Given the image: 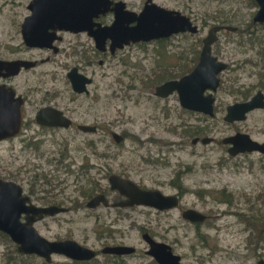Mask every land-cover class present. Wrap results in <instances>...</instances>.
Masks as SVG:
<instances>
[{
  "label": "rangeland",
  "instance_id": "1",
  "mask_svg": "<svg viewBox=\"0 0 264 264\" xmlns=\"http://www.w3.org/2000/svg\"><path fill=\"white\" fill-rule=\"evenodd\" d=\"M31 1L0 0V60L39 62L9 84L35 101L45 92L57 93L56 103L73 112L77 124L103 126L97 134L74 130L47 133L32 140L42 141L40 150L26 147L25 136L0 143V177L18 181L26 193L35 182L37 199H33L37 203L58 195L56 200L69 209L38 223L39 233L49 241L74 240L99 251V257L89 264L156 263L146 253V232L169 244L182 264H258L264 260V242L260 241L257 249L256 233L247 225L253 216L261 218L264 214V155L233 157L222 143L237 129L264 142V110L249 114L239 124L224 120L228 106L245 102L258 91L264 93V25L254 24L259 7L252 0H155L190 17L200 34L178 35L167 43L131 45L103 58L85 35L62 33L63 41L56 43L60 48L57 56L46 49H29L21 26L31 15ZM124 1L135 12L145 2ZM218 25L239 31H223L213 47V55L228 63L231 70L222 75L223 87L215 95L216 117L184 110L176 93L167 99L157 98V78L173 73L164 83L189 74L195 67L196 53L201 52V42ZM46 59L50 61L40 62ZM185 64L189 66L182 70ZM74 67L94 80L89 96H80L75 103L68 100L73 92L67 79ZM192 125L202 130L189 137L185 131ZM112 132L123 135L125 143L117 145ZM195 138H212L214 142L194 145ZM89 142L97 143V155ZM62 149L68 151L60 164ZM85 165L90 167L87 174ZM109 174L128 176L141 186L168 195L174 192V181H180L177 184L186 194L181 207L160 213L145 207L85 209L87 201L82 202L80 189L90 187L88 181L98 182L112 198ZM78 204L82 208L75 211ZM188 208L214 218L197 226L183 219ZM106 229L114 232L113 238L104 236ZM119 244L136 248V254L123 259L101 254L105 247ZM22 259L24 264H48L41 257H24L14 243L0 235V264H21ZM52 264L75 263L56 255Z\"/></svg>",
  "mask_w": 264,
  "mask_h": 264
},
{
  "label": "water",
  "instance_id": "2",
  "mask_svg": "<svg viewBox=\"0 0 264 264\" xmlns=\"http://www.w3.org/2000/svg\"><path fill=\"white\" fill-rule=\"evenodd\" d=\"M259 7L254 22L264 24V0H254ZM115 5V8L112 6ZM31 15L24 19L21 27L24 44L31 49H55V42L61 41L58 32H87L96 41L97 48L106 51L107 40H110L111 52L123 49L131 43L150 42L167 39L174 35L199 33V27L180 12L170 11L155 4H147L144 11L137 15L126 9L123 2L112 0H32L28 5ZM109 12H115L116 19L111 26H103L98 20ZM233 31L234 27L214 26L207 37L203 39L199 62L195 69L179 78L165 82L156 88V95L168 98L178 95L180 106L187 111L206 116H215V94L221 86L219 75L228 69V64L213 55V46L219 39V32ZM37 62L28 60H0V80L14 78L23 70L35 68ZM76 92L82 93L92 80L78 74L73 69L68 74ZM24 100L17 96L16 91L6 85H0V142L16 137L22 128ZM264 109V94L256 96L243 103H235L227 108L225 121L229 123L242 122L254 110ZM46 117L49 121L45 122ZM38 122L41 125L66 128L71 125L70 119L63 112L46 108L39 112ZM86 132H93L95 127H82ZM117 142L124 141V136L113 133ZM212 138H195L193 144L201 142L210 144ZM230 145L228 153L236 157L240 154L259 153L264 155V142L252 139L248 134H237L223 140ZM113 191H118L121 203L113 207L133 208L148 207L158 211H170L181 207L177 196L164 195L159 190H144L133 181L113 175L109 178ZM101 204L109 206L105 195L100 194L91 199L87 207L95 209ZM67 209L38 208L30 204V199L24 196L20 184L0 179V232L8 235L18 247L22 255H36L46 262H52L53 255L65 256L74 261L87 262L96 259L98 252L87 248L74 240L49 241L37 230L36 224L46 217H54L66 213ZM183 219L192 222H203L207 216L195 209L183 212ZM25 217V220H23ZM143 240L149 247L146 252L157 264H182V258L175 254L173 248L164 242L155 240L149 233L143 234ZM105 255H135L136 248L130 246H107L102 250ZM258 264H264L259 260Z\"/></svg>",
  "mask_w": 264,
  "mask_h": 264
},
{
  "label": "flooded vegetation",
  "instance_id": "3",
  "mask_svg": "<svg viewBox=\"0 0 264 264\" xmlns=\"http://www.w3.org/2000/svg\"><path fill=\"white\" fill-rule=\"evenodd\" d=\"M114 3H119V2H123V3H125L126 4V9L127 10H129V11H132V10H130L129 8H128V5H127V3L124 1V0H112ZM254 1V0H253ZM147 4H149V5H153V4H155V5H157V6H160L159 4H157L156 2H155V0H145V2H144V4H143V8L140 10V11H137V12H135V11H132V12H135L137 15H140L143 11H144V9H145V7H146V5ZM257 5V4H256ZM160 7H162V8H164V9H167V10H170V11H176V10H172V9H168V8H165V7H163V6H160ZM112 8H115V5H113L112 6ZM177 12V11H176ZM179 12V11H178ZM181 13V12H180ZM183 15H185V14H183ZM188 17V16H187ZM190 18V17H189ZM115 19H116V14H115V12H109V13H107L105 16H101L98 20H95V21H98V22H100L103 26H111L112 24H113V22L115 21ZM191 19V18H190ZM254 24H259V25H264V24H260V23H255L254 22ZM220 26H223V25H220ZM22 27V26H21ZM223 27H227V26H223ZM229 27H231V26H229ZM235 28V27H234ZM200 29V28H199ZM238 29V28H237ZM210 31V30H209ZM209 31H208V33H209ZM223 31H226V30H223ZM223 31H221V32H219V34L220 33H222ZM239 31V29L236 31V32H238ZM229 32H233V31H229ZM62 33H64V34H71V35H75V36H83V35H85V36H88L92 41H93V43H94V48L96 49V51H98V55H100V54H102V55H100V56H102L103 58H106V55L108 54V53H110V55H112V56H114L118 51H120V50H123V49H125L126 47H129V46H131V45H137V44H142V46H143V44L144 45H146V44H148V43H153V42H158V43H167V42H169V40L172 38V37H175V36H178V35H174V36H172V37H170V38H165V39H159V40H153V41H150V42H139V43H131L129 46H125L123 49H117V51L115 52V53H112L111 52V45H112V43H111V41L110 40H107V43H106V51H101V50H99L98 48H97V44H96V41H95V39L93 38V37H91L87 32H81V33H73V32H67V31H63V32H58V35L59 36H61V34ZM185 34H189V35H193V36H196V35H199L200 34V30H199V33H197V34H191V33H185ZM219 34H218V36H219ZM179 35H184V34H179ZM62 38V40L61 41H57V42H55L54 43V45L56 46V48H57V50H55V49H46L47 51H51L54 55H58V54H60V48L56 45V43H58V42H62L63 41V37H61ZM218 41H219V39H218ZM217 41V42H218ZM216 42V43H217ZM200 43V42H199ZM201 44H202V47H203V42H201ZM214 47V46H213ZM29 49H31V48H29ZM41 50H43V49H41ZM202 50V49H201ZM195 51H197V49L195 50ZM263 53H264V51H263ZM215 56V55H214ZM264 56V55H263ZM217 57V56H216ZM218 58V57H217ZM219 59V58H218ZM50 61V59H46L45 61H40V62H42V63H44V62H49ZM221 61V60H220ZM35 62H37V65H36V67L38 66V64H39V62L38 61H35ZM103 63V61H101L100 62V65ZM226 63V62H225ZM198 64V63H197ZM197 64L195 65V67L197 66ZM228 64V63H227ZM91 65V62L88 64V66H90ZM35 67V68H36ZM195 67L192 69V71L195 69ZM230 65L228 64V69L227 70H225L224 72H226V71H229L230 70ZM73 69H77V71H78V74H81V75H84L85 77H87L88 79H90V80H92V82L90 83V84H87L86 85V90H84L82 93H79V92H76L75 90H74V88H73V85H72V82H71V80L69 79V77H68V74L73 70ZM73 69H71L70 70V72L67 74V79H68V81H69V84H70V86H71V90H72V92H73V95L71 96L72 98H69L68 100L70 101V102H73V103H75L76 101H78L79 100V98H80V96H84V95H86V96H89V94H90V91H89V87L90 86H92L93 85V82H94V80L92 79V78H90V77H88L86 74H84L83 72H81V70H80V68H77V67H74ZM191 71V72H192ZM231 71V70H230ZM190 72V73H191ZM224 72L223 73H221L220 75H219V77L221 78V86L223 87V82L224 81H222V75L224 74ZM19 76V75H18ZM17 77V76H16ZM11 79L12 78H9V79H1L0 80V85H6V86H8V87H11V88H13L15 91H16V89L13 87V86H11L9 83H10V81H11ZM171 80H173V79H171ZM230 80V78H228V81ZM169 81V80H168ZM167 82V81H166ZM225 82H227V81H225ZM165 83V82H164ZM164 83H162V84H164ZM234 83H236V82H234ZM162 84H160V85H162ZM160 85H158V86H160ZM158 86H156L155 87V96L157 97V98H159V99H167V98H163V97H159V96H157L156 95V88L158 87ZM221 86H220V88H221ZM261 86H262V83H261ZM219 88V89H220ZM262 88H263V86H262ZM264 89V88H263ZM258 92H262V91H258ZM257 92V93H258ZM16 93H17V96H21L22 98H23V100H24V105H23V123H22V128H21V131H20V133L16 136V137H14V138H11V139H7V140H4V141H2L3 143L4 142H8V141H14V140H16L17 138H19L20 136H25V137H23V138H25L24 140H23V142H25V145H26V147H28V145L31 143V144H33V146L31 147V148H33L34 150H40V148H41V145H42V141H37V142H35V143H33V139H37L38 137H41V136H43V135H45V134H47V133H55V132H59V131H66V132H70V131H72V130H74V131H77L78 133H83V134H97V133H99V132H101V131H103L102 130V128H103V126L101 125V124H93V125H86V124H80V123H76V121H75V117L73 118V112H68V111H65V110H63L62 108H60L59 106H58V104L56 103V95H54V94H57V93H53V94H51V92H45V93H43L42 95H41V98L39 99V100H36L35 101V99H31L30 98V95H21V94H19L17 91H16ZM257 93L254 95V96H256L257 95ZM263 93V92H262ZM264 94V93H263ZM216 95V94H215ZM254 96H252L251 98H248V99H246V101H248L249 99H252ZM169 98V97H168ZM215 98H216V96H215ZM245 101V102H246ZM241 103H243V102H241ZM216 104V103H215ZM229 107V106H228ZM227 107V108H228ZM46 108H53V109H57V110H59V111H61V112H63V114L65 115V117H67L68 119H70V121H71V125L69 126V127H64V128H62V127H54V126H49V125H41L39 122H38V114H39V112L41 111V110H43V109H46ZM67 109H71V107H67ZM216 106H215V116L214 117H210V116H208V117H210V118H215L216 117ZM259 110H264V109H257V110H254L253 112H255V111H259ZM253 112H251V113H253ZM251 113H249V114H251ZM228 114V112H227V110H226V115ZM248 114V115H249ZM226 115H225V117H226ZM248 115H247V118H248ZM225 117H224V120H225ZM45 122H47V121H49V119H47L46 117H44V119H43ZM247 120V119H246ZM245 120V121H246ZM245 121H242V122H245ZM225 122H227V121H225ZM242 122H233V123H229V122H227V123H229V124H239V123H242ZM82 127H88V128H90V127H95L96 128V130L94 131V133L93 132H90V131H88V132H86L84 129H82ZM35 128V129H34ZM107 131V130H106ZM113 133H116V132H112V138L114 139V141H115V143L117 144V145H123L124 143H125V141H126V139H125V137H124V141H122V142H117L116 140H115V138L113 137ZM24 134H26V135H24ZM237 134H247V133H243V132H241L240 130H238L237 129V131H236V133L234 134V135H231V136H235V135H237ZM249 135V134H248ZM231 136H229V137H231ZM227 138V137H226ZM252 138V137H251ZM225 139V138H224ZM223 139V140H224ZM41 140V139H40ZM29 141V142H28ZM2 142H0V143H2ZM214 142V140L211 142V143H213ZM258 142V141H257ZM28 143V144H27ZM193 143V142H192ZM199 143V142H198ZM197 143V144H198ZM222 143H223V141H222ZM261 143V142H260ZM263 143V142H262ZM196 144V145H197ZM224 144V143H223ZM93 145H94V149L93 148H91V147H89L90 149H92L93 150V152H94V154L95 155H97L98 153H97V143H95V142H93ZM225 145V144H224ZM225 146H228V150H229V148H230V145H225ZM67 149H62L60 152V155H61V158H59V159H61V161L63 160L64 161V158L66 157L65 156V154L67 153ZM59 159H57V160H59ZM147 161V160H146ZM148 161H150V160H148ZM158 161H160V160H158ZM59 163H60V161H59ZM60 164H63V163H60ZM113 175H116V174H109V177H108V179L111 177V176H113ZM117 176H120V177H122V178H124V179H128V180H131L128 176H122V175H117ZM0 179H2L3 181H12V182H15V183H17V184H20V183H18V181H15V180H13V179H9V178H3V177H0ZM131 181H133V180H131ZM135 184H137L139 187H141L142 189H144V190H159V191H161L162 192V190H160V189H150V188H147V187H145V186H141L139 183H137V182H135V181H133ZM177 182L178 181H174V183L172 184V186H173V190H174V192L172 193V194H170V195H168V194H165L164 192H162L164 195H167V196H177V197H179V199L181 200V203H182V200H183V198L185 197V194H186V191H185V189L181 186V185H179V184H177ZM180 182V181H179ZM178 182V183H179ZM46 183L47 184H50V182H49V180H47L46 181ZM34 185H35V182L33 183ZM21 185V184H20ZM34 185H30V187H31V189H29V191H28V193H26L25 192V190H24V196H27L29 199H30V204H32V205H34V206H36V207H38V208H54V207H57V208H61V209H67V212H69V209L68 208H66V207H64L63 206V202H61V201H58V200H56V197L58 196V195H55L54 196V198L53 199H51V200H48L47 198L46 199H41L40 200V203H37L34 199H37V194H36V191L35 190H33L34 189ZM22 186V185H21ZM171 186V187H172ZM23 187V186H22ZM23 189H24V187H23ZM110 192L113 194L112 195V198H110V196H108V195H106V192H104V193H97L96 195H94L92 198H90V199H88L87 200V202L84 200V198L82 199V202L83 201H85L86 203H85V205H83L84 207H85V209L87 208L88 210H91V208H88L87 207V204H88V202L91 200V199H93L94 197H96L97 195H100V194H103V195H105L106 196V198L108 199V201H109V206L108 207H106L105 205H103V204H101L99 207H104V208H106V209H118V210H120V209H127V208H121V207H113L112 205L116 202V199L117 198H119L120 197V194H119V192L118 191H113L112 189H111V187H110ZM34 198V199H33ZM122 198V200L124 201V200H126V198L125 197H121ZM122 200L121 201H117L116 203H121L122 202ZM225 202H227V203H230V201H225ZM99 207H97V208H99ZM76 208V210L75 211H80V209L82 208V205L81 206H79V204L77 205V207H75ZM145 208H148V207H145ZM96 209V208H95ZM129 209H131V208H129ZM148 209H151V210H155L157 213H160V212H162V211H158V210H156V209H154V208H148ZM189 209V208H188ZM93 210V209H92ZM187 210V209H186ZM196 210V209H195ZM198 211V210H197ZM66 212V213H67ZM200 212V211H199ZM205 215V214H204ZM57 216V215H56ZM207 216V215H206ZM55 217V216H54ZM47 218H53V217H46V218H44L43 220H41L40 222H42V221H44V220H46ZM214 217L213 216H207V219L205 220V221H203V222H192V224H195V225H200V224H204V223H206L207 221H209V220H211V219H213ZM252 218H254V219H256V216H253ZM23 220H25V217H23ZM249 221H251V220H249ZM40 222H38V223H40ZM37 223V224H38ZM36 224V225H37ZM145 232V231H144ZM256 239H255V243H254V245H255V247L257 248V249H259L260 248V241L258 240V238L257 237H255ZM12 241V240H11ZM62 241H64V240H62ZM116 246H127V245H124V244H119V245H116ZM17 249H18V247H17ZM98 252V256L96 257V259L99 257V255H100V253H99V251H97ZM101 254H102V251H101ZM103 255H105V254H103ZM24 257L26 256V255H23ZM30 256H36V255H30ZM53 256H56V255H53ZM53 256H52V262H53ZM58 256H60V255H58ZM106 256H110V257H114L115 259H123V258H126V257H130V256H133V255H106ZM36 257H39V256H36ZM65 257V256H64ZM67 258V257H66ZM43 259V258H42ZM69 259V258H68ZM96 259H94V260H92V261H87V262H81V261H74V260H71V259H69V260H71L72 262H74L75 264H89V263H91V262H94ZM44 260V259H43ZM45 261V260H44ZM46 262V261H45ZM52 262H46V263H48V264H52Z\"/></svg>",
  "mask_w": 264,
  "mask_h": 264
},
{
  "label": "trees",
  "instance_id": "4",
  "mask_svg": "<svg viewBox=\"0 0 264 264\" xmlns=\"http://www.w3.org/2000/svg\"><path fill=\"white\" fill-rule=\"evenodd\" d=\"M252 4H254L255 6H257L256 5V3H255V1H253L252 0ZM199 56H200V52H197L196 53V57H197V59L195 60V62H194V64L196 65L198 62H199ZM191 64H192V62H191ZM189 66V64L187 65V64H185V65H182L181 66V69L182 70H185L187 67ZM192 71V70H191ZM190 71V72H191ZM187 71H184V73H186ZM189 72V73H190ZM183 73V74H184ZM171 75H173V73H167L166 75H164V76H162V75H160L158 78H157V80H156V82H155V84H154V86L155 85H160V84H162L161 82H163V80H165L166 78H168V77H171ZM172 79H175L174 77H172ZM168 81V80H167ZM166 82V81H165ZM262 86H263V88H264V80H263V82H262ZM189 129H187L185 132H188V135H189V137H193V136H197L199 133H200V131L202 130V129H200V127L198 126V125H196V126H189L188 127ZM91 148H93L94 147V145H93V142H89V144H88ZM33 146V144H29L28 145V148L30 147H32ZM94 149V148H93ZM60 163H63V160L62 161H60ZM85 172H86V174L89 172V170H90V167L88 166V165H85ZM84 175H85V173H84ZM90 182V187H88V188H85V187H82L81 189H80V191H81V195H82V197L84 198V200H88V199H90V198H92L94 195H96L97 193H99V192H101V193H104L105 192V190L103 191L102 189L103 188H101V185L98 183V182H96V181H88V183ZM226 198H228L227 196H225ZM261 218H256V219H254V218H251V221H248V223H247V225H248V227L249 228H251L252 227V229H253V231L256 233V236H257V238H258V240L259 241H262V242H264V214L263 215H261L260 216ZM0 235L3 237V238H6V239H8L10 242H12L11 241V239H10V237L8 236V235H6V234H4V233H2V232H0ZM104 236H107L108 238H113V236H114V232L111 230V229H106L105 230V234H104ZM13 243V242H12ZM24 262V259H22V261H21V264H24L23 263ZM153 263L154 264H156L154 261H153Z\"/></svg>",
  "mask_w": 264,
  "mask_h": 264
}]
</instances>
